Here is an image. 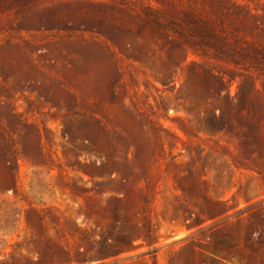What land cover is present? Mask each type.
Listing matches in <instances>:
<instances>
[{
    "label": "rangeland",
    "instance_id": "374dc122",
    "mask_svg": "<svg viewBox=\"0 0 264 264\" xmlns=\"http://www.w3.org/2000/svg\"><path fill=\"white\" fill-rule=\"evenodd\" d=\"M69 2L109 27L133 22L108 0L38 4ZM231 2L240 38L264 52V0ZM103 41L27 32L0 8V152L8 143L18 163L13 184L0 162V264H152L153 251L156 264H264V176L249 153L264 158V75L143 37ZM228 89L250 150L209 126ZM86 125L99 126L94 146ZM118 231L131 243L113 249Z\"/></svg>",
    "mask_w": 264,
    "mask_h": 264
},
{
    "label": "trees",
    "instance_id": "16d2710c",
    "mask_svg": "<svg viewBox=\"0 0 264 264\" xmlns=\"http://www.w3.org/2000/svg\"><path fill=\"white\" fill-rule=\"evenodd\" d=\"M39 1L0 0V8L13 11L19 21V28L27 32L60 31L66 39L78 40L88 36L98 39V43L105 48L108 46L104 44V39L116 43L126 36L143 37L159 50L166 52L169 57L181 51L199 52L202 57L212 55L216 60L227 61L264 75V52L240 38L243 31L237 25L239 17L231 19L237 15L235 9L238 6L231 0H201V4L197 1L185 4L180 0H108L131 17V25L122 28L109 27L92 20L76 2L44 8L38 4ZM47 11L52 12V15L47 16ZM222 82L220 80L221 85ZM204 92L211 94L210 89ZM217 94L218 97L221 95ZM222 99L224 103L220 114L217 116L213 113L209 119L211 130L237 137L243 149L250 150L247 134L231 116L235 103L230 98L229 89ZM98 131V125H86L81 128L80 134L94 146ZM6 145L7 149L0 152V162L8 173V183L15 184V175L12 172L18 163L11 147L8 143ZM26 152L31 158H35L36 154L41 156L34 144L29 145ZM249 153L256 157L257 173L264 176V158L257 151L252 150ZM121 183L125 181L121 180ZM117 213L118 207H115L112 211L113 219H118ZM37 218L40 223L44 222L42 216L38 215ZM141 229L142 237L149 241L151 233L145 219ZM130 243L129 233L118 231L113 236L112 248H124ZM152 254V264H156L155 251ZM226 254L229 255V251ZM245 264H249V259Z\"/></svg>",
    "mask_w": 264,
    "mask_h": 264
}]
</instances>
